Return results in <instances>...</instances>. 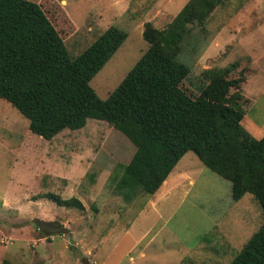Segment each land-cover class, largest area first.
<instances>
[{"label":"rangeland","instance_id":"1","mask_svg":"<svg viewBox=\"0 0 264 264\" xmlns=\"http://www.w3.org/2000/svg\"><path fill=\"white\" fill-rule=\"evenodd\" d=\"M30 1L40 6L70 56L109 26L126 33L89 80L103 99L144 52L143 24L165 28L187 0ZM185 28L178 59L188 73L179 87L194 96L206 82L203 70L234 63L228 77L243 74L240 123L261 137L264 0H217L204 20L193 16ZM115 134L106 122L87 119L83 127L45 140L0 98V264H82L75 249L88 264H228L259 228L260 207L252 195L232 200L229 182L189 151L176 164L188 166L192 183L177 180L165 194L139 191L124 201L110 190L109 176L114 162L125 161L130 151ZM48 194L76 198L81 208L57 205ZM35 217L57 220L67 232L43 235L32 224Z\"/></svg>","mask_w":264,"mask_h":264},{"label":"trees","instance_id":"2","mask_svg":"<svg viewBox=\"0 0 264 264\" xmlns=\"http://www.w3.org/2000/svg\"><path fill=\"white\" fill-rule=\"evenodd\" d=\"M217 0H187L162 29L143 24L144 52L119 83L101 99L89 80L125 39L109 26L80 53L70 56L40 6L30 0H0V98L45 140L64 129L77 130L87 119L106 122L125 161L111 168L110 190L129 202L152 195L177 160L191 152L202 165L229 182L230 197L250 193L260 207L261 223L228 264H264V133L253 137L240 123V76L235 64L203 70L196 95L180 82L188 66L178 59L186 23L204 20ZM128 151V152H129ZM57 205L81 208L76 198Z\"/></svg>","mask_w":264,"mask_h":264},{"label":"water","instance_id":"3","mask_svg":"<svg viewBox=\"0 0 264 264\" xmlns=\"http://www.w3.org/2000/svg\"><path fill=\"white\" fill-rule=\"evenodd\" d=\"M32 224L36 226L43 235H51V234H63L67 232V229L63 227L59 221L57 220H43L38 217L32 219ZM73 255L77 257L82 264H88L87 259L81 256L79 250H74Z\"/></svg>","mask_w":264,"mask_h":264},{"label":"crops","instance_id":"4","mask_svg":"<svg viewBox=\"0 0 264 264\" xmlns=\"http://www.w3.org/2000/svg\"><path fill=\"white\" fill-rule=\"evenodd\" d=\"M186 153V152H185ZM184 153V154H185ZM183 156V155H182ZM181 156V157H182ZM180 157V158H181ZM179 158V159H180ZM178 159V160H179ZM183 158H181V160H182ZM177 160V161H178ZM177 163V162H176ZM175 163V165L173 166V168L171 169V171L167 174V176L165 177V179L162 181V183H161V185L159 186V188L154 192L156 195H158V194H160V192H162L163 191V193L165 194L167 191H168V189L172 186V185H175L176 183H177V180L179 181V182H181V180L182 179H185V180H189V182L188 183H192L193 182V180L191 179V177H190V174L189 173H187L186 172V169L188 168V166H186L185 164L184 165H177ZM174 176H177V178L175 179V181H172L173 179V177ZM184 183V182H183ZM183 183H182V185H183ZM184 186V185H183ZM176 189H178V187L176 188ZM165 190H167V191H165ZM180 190L182 191V189L180 188ZM175 191V190H174ZM154 193H153V195H154ZM163 194V195H164ZM155 195V196H156ZM162 195V196H163ZM243 196V195H242ZM241 196V197H242ZM163 198V197H162ZM163 200V199H162ZM162 200H159V201H162Z\"/></svg>","mask_w":264,"mask_h":264}]
</instances>
